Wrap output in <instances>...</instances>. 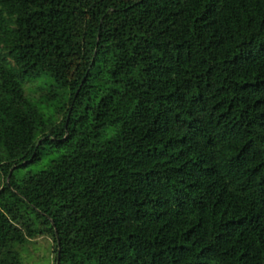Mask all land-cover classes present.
I'll return each instance as SVG.
<instances>
[{
  "label": "trees",
  "instance_id": "16d2710c",
  "mask_svg": "<svg viewBox=\"0 0 264 264\" xmlns=\"http://www.w3.org/2000/svg\"><path fill=\"white\" fill-rule=\"evenodd\" d=\"M39 236L53 264H264V0H0V264Z\"/></svg>",
  "mask_w": 264,
  "mask_h": 264
},
{
  "label": "rangeland",
  "instance_id": "374dc122",
  "mask_svg": "<svg viewBox=\"0 0 264 264\" xmlns=\"http://www.w3.org/2000/svg\"><path fill=\"white\" fill-rule=\"evenodd\" d=\"M24 92L31 98L42 101L44 110H49L48 107L55 95H51L47 90L41 86L38 87V80L26 81L23 84ZM47 103V105H46ZM52 109L50 108L49 111ZM47 112V111H46ZM60 119V116L57 117ZM114 129L106 128L101 138L104 139L113 134ZM47 158L44 157L34 165L30 167L31 170H39L44 166ZM27 170V169H25ZM24 170V171H25ZM21 171V172H24ZM19 256L21 264H53L54 251L53 242L49 236H39L33 239H29L20 249Z\"/></svg>",
  "mask_w": 264,
  "mask_h": 264
},
{
  "label": "water",
  "instance_id": "95a60500",
  "mask_svg": "<svg viewBox=\"0 0 264 264\" xmlns=\"http://www.w3.org/2000/svg\"><path fill=\"white\" fill-rule=\"evenodd\" d=\"M56 264V263H55Z\"/></svg>",
  "mask_w": 264,
  "mask_h": 264
}]
</instances>
